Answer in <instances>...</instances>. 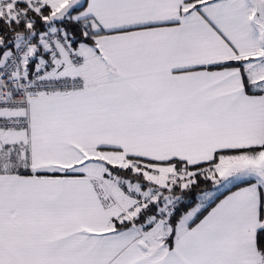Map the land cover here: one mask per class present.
<instances>
[{
    "label": "snow or ice",
    "instance_id": "1",
    "mask_svg": "<svg viewBox=\"0 0 264 264\" xmlns=\"http://www.w3.org/2000/svg\"><path fill=\"white\" fill-rule=\"evenodd\" d=\"M0 264H264V0H0Z\"/></svg>",
    "mask_w": 264,
    "mask_h": 264
}]
</instances>
